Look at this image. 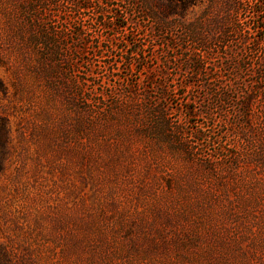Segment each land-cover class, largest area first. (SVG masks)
I'll list each match as a JSON object with an SVG mask.
<instances>
[{"label":"rangeland","instance_id":"obj_1","mask_svg":"<svg viewBox=\"0 0 264 264\" xmlns=\"http://www.w3.org/2000/svg\"><path fill=\"white\" fill-rule=\"evenodd\" d=\"M184 1L0 0L1 264H264V0Z\"/></svg>","mask_w":264,"mask_h":264},{"label":"trees","instance_id":"obj_2","mask_svg":"<svg viewBox=\"0 0 264 264\" xmlns=\"http://www.w3.org/2000/svg\"><path fill=\"white\" fill-rule=\"evenodd\" d=\"M192 0H185L183 2V5H182V9L186 8L187 4L189 2H191ZM177 10V7L175 6H170L167 8V12L168 14L171 12V13H175ZM166 12V13H167ZM138 54V53H137ZM190 63L192 64V66L196 69H202V65H201V61H200V56L198 54H196L194 57H191L190 58ZM218 99H221V97H219ZM0 170H1V163H0ZM1 264V263H0Z\"/></svg>","mask_w":264,"mask_h":264}]
</instances>
